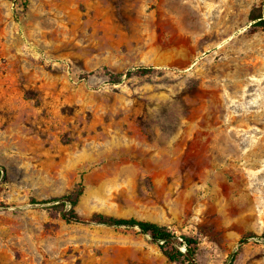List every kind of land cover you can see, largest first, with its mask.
<instances>
[{
  "label": "rangeland",
  "instance_id": "1",
  "mask_svg": "<svg viewBox=\"0 0 264 264\" xmlns=\"http://www.w3.org/2000/svg\"><path fill=\"white\" fill-rule=\"evenodd\" d=\"M252 18L264 0H0V264H188L137 227L64 221L80 184L85 221L166 227L193 264H264Z\"/></svg>",
  "mask_w": 264,
  "mask_h": 264
},
{
  "label": "trees",
  "instance_id": "2",
  "mask_svg": "<svg viewBox=\"0 0 264 264\" xmlns=\"http://www.w3.org/2000/svg\"><path fill=\"white\" fill-rule=\"evenodd\" d=\"M252 22L256 27L264 30V20L262 18H252ZM106 75L109 77V83L111 85H118L121 83V79L124 76L132 77L134 75H139L141 77L152 74L155 69L153 67H141L134 70H129L125 73L114 74L111 71L107 70ZM84 193V188L80 184L76 189L75 193L67 196L65 199L70 205V210L65 213L64 209H61L59 212L61 217L67 223H96L99 225L114 226V227H137L140 229L141 233L149 235L151 239L160 245L162 253L168 258L171 262H181L187 261L188 264H193L192 260L196 258L197 254V243L195 240L190 238H183V242H178L176 236L166 227L159 226L155 223L148 221H140L136 219H116L113 217H106L103 215H98L90 218L88 221H85L82 216L76 211V208L79 204L80 198ZM38 204V202H37ZM39 204H47V202H41ZM61 206L57 208L65 207L66 203H61ZM176 244L185 247L186 253L176 248Z\"/></svg>",
  "mask_w": 264,
  "mask_h": 264
}]
</instances>
